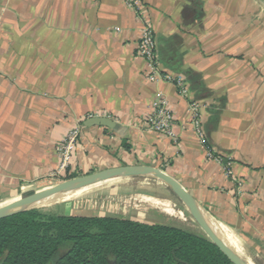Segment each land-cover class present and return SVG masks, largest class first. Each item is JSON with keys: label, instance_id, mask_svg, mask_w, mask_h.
I'll return each mask as SVG.
<instances>
[{"label": "crops", "instance_id": "crops-1", "mask_svg": "<svg viewBox=\"0 0 264 264\" xmlns=\"http://www.w3.org/2000/svg\"><path fill=\"white\" fill-rule=\"evenodd\" d=\"M126 1L0 0L1 205L52 183L57 146L79 126L75 174L162 169L231 248L264 264V0H138L161 71L185 78L202 104L205 141L230 160L231 175L206 157L188 100L173 84L146 79L138 9ZM157 92L174 115L176 141L145 127ZM88 114L114 125H88Z\"/></svg>", "mask_w": 264, "mask_h": 264}, {"label": "trees", "instance_id": "trees-1", "mask_svg": "<svg viewBox=\"0 0 264 264\" xmlns=\"http://www.w3.org/2000/svg\"><path fill=\"white\" fill-rule=\"evenodd\" d=\"M0 264L232 263L205 233L179 225L23 209L0 219Z\"/></svg>", "mask_w": 264, "mask_h": 264}, {"label": "rangeland", "instance_id": "rangeland-1", "mask_svg": "<svg viewBox=\"0 0 264 264\" xmlns=\"http://www.w3.org/2000/svg\"><path fill=\"white\" fill-rule=\"evenodd\" d=\"M80 175L83 174L52 176V183L48 187ZM40 187L41 185H34L25 188L19 193L18 197L21 198L41 190L39 189ZM145 196L170 199L175 204V207L185 214L186 219L182 220L164 213L156 205L146 202L144 200ZM55 197L34 201L27 205V208L36 209L47 214L107 215L133 218L147 222L179 225L192 232L204 233L194 221L188 209L177 199L174 193L163 182L153 177L131 176L113 178L86 185ZM1 204H3L2 201L0 206H2Z\"/></svg>", "mask_w": 264, "mask_h": 264}, {"label": "built area", "instance_id": "built-area-1", "mask_svg": "<svg viewBox=\"0 0 264 264\" xmlns=\"http://www.w3.org/2000/svg\"><path fill=\"white\" fill-rule=\"evenodd\" d=\"M126 4L138 9L137 12L141 21V27L137 42V52L138 55L145 61L146 79L149 82H169L175 86L181 96L188 100L189 124L200 143L204 146L206 157L221 164L224 167L225 173L231 175L232 170L230 168V160L217 154L210 146L206 144L202 127V104L190 98L189 87L185 78L178 75L165 74L161 71L156 53L154 31L147 16L145 15L141 5L138 3V0H127ZM93 117L107 116L88 114L85 117V120ZM145 127L150 131L165 135L173 141L177 140V136L174 132V115L167 99L161 92H157L156 100L153 103L152 109L145 117ZM79 136L80 127L75 126L70 128L60 141L57 146V154L60 161L56 171L52 176H70L75 174L76 170L71 166L70 160L73 147Z\"/></svg>", "mask_w": 264, "mask_h": 264}, {"label": "water", "instance_id": "water-1", "mask_svg": "<svg viewBox=\"0 0 264 264\" xmlns=\"http://www.w3.org/2000/svg\"><path fill=\"white\" fill-rule=\"evenodd\" d=\"M85 123L88 125L97 124L110 127L114 125V121L107 117H93L85 120ZM131 176H147L159 179L188 209L194 221L204 231L207 237L231 261L232 264H249L233 248H230L225 244L224 238L218 232L216 226L213 224L204 208L177 179H175L165 171L149 165L134 164L110 167L58 182L52 186L32 192L15 201L1 206L0 219L10 216L23 209H28L27 205L37 200L53 198L61 193L74 191L83 186L93 183L106 181L113 178H123Z\"/></svg>", "mask_w": 264, "mask_h": 264}, {"label": "bare ground", "instance_id": "bare-ground-1", "mask_svg": "<svg viewBox=\"0 0 264 264\" xmlns=\"http://www.w3.org/2000/svg\"><path fill=\"white\" fill-rule=\"evenodd\" d=\"M69 192H72V191H69ZM65 193H68V192H65ZM65 193H61V194H65ZM61 194H59V195H61ZM144 200L146 202H150V203L156 205L158 207V209H160L161 211H163L164 213H166L168 215H171V216H174V217H178V218H180L182 220H185L186 219L185 218V214L180 209H177L175 207V204H173V202L170 199H167V198L158 199V198H155V196L154 197L145 196L144 197ZM225 244L228 247H230L226 242H225Z\"/></svg>", "mask_w": 264, "mask_h": 264}]
</instances>
